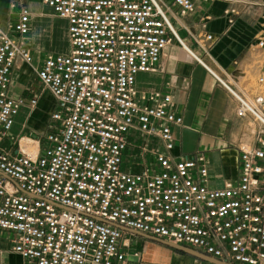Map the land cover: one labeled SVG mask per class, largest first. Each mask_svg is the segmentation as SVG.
<instances>
[{
	"label": "built area",
	"instance_id": "1",
	"mask_svg": "<svg viewBox=\"0 0 264 264\" xmlns=\"http://www.w3.org/2000/svg\"><path fill=\"white\" fill-rule=\"evenodd\" d=\"M67 22L70 51L48 54L34 72L56 102L46 130L5 142L24 107L39 98L10 96L32 13L13 3L11 32L0 28V234L11 236L23 264H134L143 252L131 231L227 264H264V67L255 92L233 88L187 47L180 19L222 4L229 26L242 0H42ZM210 17H205L203 27ZM210 58L215 37L195 35ZM177 42L235 98L237 115L259 126L241 147L240 175L210 185L204 154L182 157L173 129L184 120L169 94L141 93L140 74L158 70ZM255 47L264 50V22ZM28 140L31 143L24 144ZM136 249V248H135Z\"/></svg>",
	"mask_w": 264,
	"mask_h": 264
},
{
	"label": "crops",
	"instance_id": "2",
	"mask_svg": "<svg viewBox=\"0 0 264 264\" xmlns=\"http://www.w3.org/2000/svg\"><path fill=\"white\" fill-rule=\"evenodd\" d=\"M29 1L0 0V28L11 32L10 27L17 20L11 5L25 4L32 13V32L26 38L25 45L34 56V65L39 67L48 54L59 53L47 51L50 40L46 35L53 22L48 11L51 9L43 5L42 0H33L35 6L32 8ZM242 1L237 6L240 15L234 26H229L223 15L225 6L213 4L200 6L194 15L180 19L178 29L187 47L194 50L218 78L233 88L255 92L256 81L264 67V50L255 47L256 36L264 22V0ZM205 17H210L206 28L202 25ZM183 24L195 35L211 33L215 37L210 58L202 54L190 34L182 28ZM36 82L40 84L32 67L19 62L12 74L10 96L28 101L38 97L39 104L34 113L28 107L21 109L5 146L10 147L12 142L20 138L39 135L32 130L37 128L35 124L38 112L45 97L52 103V110L56 109L52 95L43 92ZM137 88L144 94L161 92L172 96L175 110L184 120L183 126L173 129L177 144L175 155L192 157L204 154L210 168V185L213 188H223L226 182L239 179L241 147L255 145L260 127H251L248 119L237 115V101L205 66L175 41L164 51L156 72L138 75ZM51 114L50 112V116ZM49 119L50 117L44 122L41 133L46 130ZM124 232L126 239L131 236L141 241L145 239L146 246L150 243L146 253H143L142 261H134V264H186L184 261H167L162 251L156 248L164 245L153 238L131 231ZM10 239L11 236L0 234V264H23L21 257L12 252ZM131 242L134 248H139V242Z\"/></svg>",
	"mask_w": 264,
	"mask_h": 264
},
{
	"label": "rangeland",
	"instance_id": "3",
	"mask_svg": "<svg viewBox=\"0 0 264 264\" xmlns=\"http://www.w3.org/2000/svg\"><path fill=\"white\" fill-rule=\"evenodd\" d=\"M28 3L32 8L35 6L33 0H30ZM48 11L51 13V17H52L53 22H52V28H51L50 32L48 30V35H46V36H49L48 39L50 40L47 51L48 52H55V53H59V54H66V52L69 51V40H68L67 25H66L67 22L64 20H61L57 16L53 15L51 10H48ZM46 36H45V34H43L44 39L46 38ZM37 68H38V66H34L32 69L34 70ZM36 83H38V82H36ZM40 84L38 83L37 87H40L41 90H43V92H46L50 95V93L47 90H45V88H43L42 85H41L42 86L41 87ZM47 99H48L47 97L44 98L45 102H43V106H42L41 110L38 112L39 117H38L37 123L35 124L37 128H34L32 130L36 134H41V131H43L44 122L50 117V112L52 113V111H53L51 108L52 103L50 102L49 99L48 100ZM26 101H28V100H26ZM30 111L32 112V110H30ZM35 111H33L32 113H34ZM128 238L131 239V240L129 239L130 241L139 242V248L138 249L134 248L133 251L140 249L139 251L146 253L147 246H150V245H148L150 243H148L146 246L145 239H144V241H141L140 239H136V238L131 237V236L130 237L128 236L127 239ZM151 247H152V245H151ZM156 248H158L159 250L162 251L164 258L167 261H169V260L170 261L172 260L173 262L184 261L186 264H207V263H204V262H202V261H200L194 257H191V256L186 255L184 253L178 252V251L173 250L171 248H168L166 246H164V247L157 246ZM145 257H147L146 254H145Z\"/></svg>",
	"mask_w": 264,
	"mask_h": 264
},
{
	"label": "water",
	"instance_id": "4",
	"mask_svg": "<svg viewBox=\"0 0 264 264\" xmlns=\"http://www.w3.org/2000/svg\"><path fill=\"white\" fill-rule=\"evenodd\" d=\"M154 241L158 242L159 244L161 245H164L166 247H169L173 250H176L178 252H181V253H184L186 255H189L191 257H194L204 263H207V264H227V263H222V262H218V261H215L201 253H198L194 250H191V249H187V248H183V247H180V246H175V245H172V244H168V243H165V242H162V241H159V240H156L154 239Z\"/></svg>",
	"mask_w": 264,
	"mask_h": 264
},
{
	"label": "bare ground",
	"instance_id": "5",
	"mask_svg": "<svg viewBox=\"0 0 264 264\" xmlns=\"http://www.w3.org/2000/svg\"><path fill=\"white\" fill-rule=\"evenodd\" d=\"M197 55H198V54H197ZM29 142L31 143V141L25 140V141H24V144H27V143H29Z\"/></svg>",
	"mask_w": 264,
	"mask_h": 264
}]
</instances>
